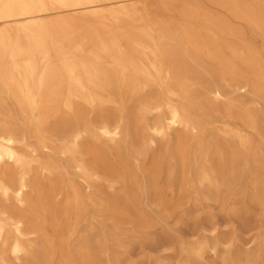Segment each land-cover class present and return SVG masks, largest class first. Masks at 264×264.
I'll return each mask as SVG.
<instances>
[{"label":"bare ground","instance_id":"6f19581e","mask_svg":"<svg viewBox=\"0 0 264 264\" xmlns=\"http://www.w3.org/2000/svg\"><path fill=\"white\" fill-rule=\"evenodd\" d=\"M209 1L0 0V264H102L99 217L197 188L264 202V0Z\"/></svg>","mask_w":264,"mask_h":264},{"label":"rangeland","instance_id":"374dc122","mask_svg":"<svg viewBox=\"0 0 264 264\" xmlns=\"http://www.w3.org/2000/svg\"><path fill=\"white\" fill-rule=\"evenodd\" d=\"M170 0H137L154 7ZM183 1V0H182ZM203 10L223 15L209 0ZM236 23V20H233ZM10 106V102L6 100ZM5 104L6 107L8 105ZM259 108L264 112V103ZM264 154V145L259 147ZM258 191V190H257ZM255 188L244 184L236 191L208 195L197 188L185 205L168 211L147 209V222L99 221L114 239L104 244L102 264H264V202ZM225 202L222 203V199Z\"/></svg>","mask_w":264,"mask_h":264}]
</instances>
